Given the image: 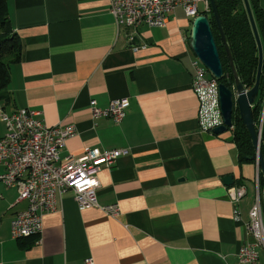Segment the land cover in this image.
I'll use <instances>...</instances> for the list:
<instances>
[{"label":"crops","instance_id":"crops-1","mask_svg":"<svg viewBox=\"0 0 264 264\" xmlns=\"http://www.w3.org/2000/svg\"><path fill=\"white\" fill-rule=\"evenodd\" d=\"M7 13L21 49L8 60L1 108L40 111L51 127L75 125L61 160L86 148L129 152L98 174L99 207L80 209L67 193L41 235L23 240L12 238L11 222L27 202L0 181V264H248L238 252L255 241L247 223L256 163H240L232 131L201 130L193 19L184 9L164 28L139 27L137 49L128 48L131 30L117 25L110 0H7ZM122 98L129 99L122 123L94 118V108ZM227 175L247 187L238 205ZM112 205L118 217L102 209Z\"/></svg>","mask_w":264,"mask_h":264},{"label":"built area","instance_id":"built-area-1","mask_svg":"<svg viewBox=\"0 0 264 264\" xmlns=\"http://www.w3.org/2000/svg\"><path fill=\"white\" fill-rule=\"evenodd\" d=\"M204 4L209 12V0H110V13L119 27L131 30L130 40L142 25L150 28H164L170 14L181 7L190 19L201 15L198 5ZM137 49V48H135ZM194 69L193 89L199 101L198 120L203 132L214 134L224 125L219 96V79L206 68L197 57L192 61ZM249 90V88H247ZM129 99L112 102L107 109L94 108L95 119L111 118L120 124L126 117ZM234 129V126L230 131ZM259 139L264 134V98L260 121L256 125ZM77 134L75 125L49 126L40 111L20 108L8 112L0 108V181L9 187H16L19 201L27 202V208L11 222V235L15 240L39 236L44 229L46 215L57 210L59 198L73 193L80 209L99 207L97 191L100 188L98 174L104 167H111L117 160L128 154L127 149L100 151L86 148L78 158L61 160L60 153L67 141ZM256 196L249 212L247 228L254 237L253 243L244 244L238 252L242 263L256 264L264 254V196L260 184L261 169L256 162ZM247 195V187L234 185L229 188V197L238 205ZM110 217H118L117 205L102 208ZM236 221L242 222L236 211ZM85 264H95L89 258Z\"/></svg>","mask_w":264,"mask_h":264},{"label":"trees","instance_id":"trees-1","mask_svg":"<svg viewBox=\"0 0 264 264\" xmlns=\"http://www.w3.org/2000/svg\"><path fill=\"white\" fill-rule=\"evenodd\" d=\"M219 11L221 22L228 39L235 66L240 80L245 87L251 89L257 79L259 67V50L257 41L251 26V22L245 8L243 0H215ZM254 19L259 31V35L264 51V8L260 0H249ZM201 14L207 15L210 19L212 30L217 41L222 65L223 77L220 83L227 87L234 85V75L231 64L223 44L218 25L212 10L203 11ZM21 49L18 35L13 31L11 22L7 13V0H0V99L5 98V92L11 78L10 64L6 62L7 58L15 60L16 55ZM264 98V62L260 83V93L258 102L254 105L253 116L255 124L260 121L262 110V101ZM234 129L232 130L234 142L239 151V161L241 164L252 163L255 160H248V157L256 156V149L253 145L251 135L247 127L243 124L238 109L234 111ZM261 151L264 156V134L262 138ZM261 188L264 187V177L260 175Z\"/></svg>","mask_w":264,"mask_h":264},{"label":"water","instance_id":"water-1","mask_svg":"<svg viewBox=\"0 0 264 264\" xmlns=\"http://www.w3.org/2000/svg\"><path fill=\"white\" fill-rule=\"evenodd\" d=\"M211 5V10L216 19L218 29L225 46L231 68L234 75V85L230 88L226 85L220 83L219 85V96L221 102V109L224 117V125L215 129L214 134L216 136L222 135L226 132H229L230 129L234 126V111L237 108L240 114V118L243 124L247 127L253 145L257 151L256 156L248 157V160H255L259 162L262 176L264 177V156L261 151L262 140L259 139L256 124L253 116L254 105L258 102L259 93H260V83L263 70L264 62V51L262 41L259 35V31L254 19L253 11L250 5L249 0H243L245 8L247 10L251 26L257 41V46L259 50V67L257 73V79L255 85L247 90V87L244 86L240 77L238 75L234 58L228 44V39L225 34L219 11L216 5L215 0H209ZM190 48L194 55L198 57L206 68L214 75L215 78L221 79L223 77V65L215 39L210 19L207 15H199L192 20V32L190 38ZM141 40L138 36L133 37L129 42L128 48H138L140 47ZM223 182L226 186L231 187L234 185L240 186L241 182L236 181L234 175H227L223 178Z\"/></svg>","mask_w":264,"mask_h":264},{"label":"rangeland","instance_id":"rangeland-1","mask_svg":"<svg viewBox=\"0 0 264 264\" xmlns=\"http://www.w3.org/2000/svg\"><path fill=\"white\" fill-rule=\"evenodd\" d=\"M198 8H199V10H200V12H202V10H203V8H204V4L203 3H200L199 5H198ZM193 53V52H192ZM193 56L195 57V58H197L195 55H194V53H193ZM8 60H9V58H7L6 59V62H8ZM0 108H1V106H0ZM231 131H229V132H226V133H230ZM226 133H224V134H226ZM255 188H256V185H255V181H254V183H253V186L250 188V192H251V195H253V191L255 192ZM253 189V190H252ZM262 192H263V196H264V187H262Z\"/></svg>","mask_w":264,"mask_h":264}]
</instances>
